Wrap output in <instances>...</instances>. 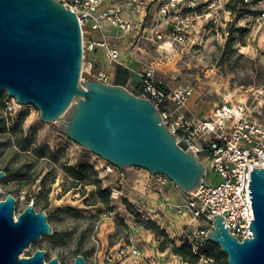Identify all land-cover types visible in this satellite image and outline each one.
<instances>
[{
    "label": "rangeland",
    "instance_id": "1",
    "mask_svg": "<svg viewBox=\"0 0 264 264\" xmlns=\"http://www.w3.org/2000/svg\"><path fill=\"white\" fill-rule=\"evenodd\" d=\"M168 1L105 0L120 5L134 27L122 31L105 26L93 35L119 51L112 59L102 46H95L91 57L86 55L94 71L138 94L140 73L152 65L158 80L193 86L187 105L197 117L205 116L215 101L231 98L264 120V21L255 18L264 0H197L195 11L188 0H176L170 14L175 10L177 17H155ZM181 20L187 21L182 44L169 35ZM138 23L147 28L153 23L161 38L139 39ZM150 34L147 29L145 35ZM38 115L33 104H19L0 91V170L6 172L0 179V200L13 195L14 216L33 203L46 213L52 229L20 255L43 249L45 261L57 257L60 264H73L75 255L82 254L86 264H107L119 246L134 243L142 256L122 264H223L220 246L206 238L213 227L203 217L179 210L185 192L171 180L145 170L154 182L144 192L121 181L116 171H97L91 163L99 156ZM212 175L209 171L206 178ZM188 247L198 250L197 258L188 255Z\"/></svg>",
    "mask_w": 264,
    "mask_h": 264
},
{
    "label": "water",
    "instance_id": "2",
    "mask_svg": "<svg viewBox=\"0 0 264 264\" xmlns=\"http://www.w3.org/2000/svg\"><path fill=\"white\" fill-rule=\"evenodd\" d=\"M82 34L76 13L58 0H0V91L19 104L31 103L39 118L119 169L139 167L162 174L184 192L192 191L204 164L176 142L147 97L121 84L80 79ZM58 120V121H57ZM5 172L0 170V179ZM251 236L238 240L222 215L206 238L220 246L227 264H264V168L250 170ZM15 198L0 200V264H60L45 251L20 255L51 234L46 213L28 203L14 216ZM73 264H86L76 254Z\"/></svg>",
    "mask_w": 264,
    "mask_h": 264
},
{
    "label": "built area",
    "instance_id": "3",
    "mask_svg": "<svg viewBox=\"0 0 264 264\" xmlns=\"http://www.w3.org/2000/svg\"><path fill=\"white\" fill-rule=\"evenodd\" d=\"M58 1L76 13L81 27L83 58L80 79L84 80V74L105 81L104 74L94 71L86 55L95 46H102L112 59L118 58L119 51L105 39L95 40L93 35L105 26L128 31L134 27L133 22L126 18L120 5L105 4V0ZM175 1L169 0L160 7V19L177 17L175 10L172 16L170 14ZM187 4L190 10H196L197 0H188ZM255 18L264 21V7ZM186 23L181 20L180 24L174 25L169 34L172 41L186 42ZM155 27H141L138 23L139 37H144L149 29L150 40L160 39L162 34ZM137 90L139 96L147 97L154 103L163 123L174 133L176 142L185 150H191L204 164L205 170L199 184L192 191L185 192L183 202L178 205L179 210L193 218L203 217L212 227L213 215L220 214L229 227V233L238 240L251 236L249 224L253 219V209L248 187L250 170L253 167L264 168V120L251 114L242 101L231 98L215 101L205 116L197 117L187 105L193 94V86L187 83L169 85L158 80L152 65L143 68ZM91 164L97 171L122 173L121 169L102 158ZM209 171L213 175L207 179ZM217 176L218 181H214ZM192 253L199 254L196 248L192 249ZM141 256L142 250L138 245H121L114 255L108 257L107 264H122L129 258Z\"/></svg>",
    "mask_w": 264,
    "mask_h": 264
},
{
    "label": "crops",
    "instance_id": "4",
    "mask_svg": "<svg viewBox=\"0 0 264 264\" xmlns=\"http://www.w3.org/2000/svg\"><path fill=\"white\" fill-rule=\"evenodd\" d=\"M158 15H159V13L156 12L155 17ZM141 20H142V17H141ZM150 26H153V23H151ZM157 27H158V24H157ZM141 38H142V40H145V41L156 42L154 40H150L149 36H146V35H144V37H139V39H141ZM93 52H94V50L89 51L87 53V56L91 57ZM129 168H131V169H123L121 175H117V177H119L121 181L131 183L132 187L135 188L136 190H139V191L146 192V191H149L150 189L153 188L152 184L154 182V179H153V177H150V175L149 176L146 175L145 172H147V171H145V169H143V168L139 169V167H133V166L129 167ZM134 168H137V169H134ZM137 200H138L137 198H134L133 202H137ZM140 202H141V200H140Z\"/></svg>",
    "mask_w": 264,
    "mask_h": 264
},
{
    "label": "trees",
    "instance_id": "5",
    "mask_svg": "<svg viewBox=\"0 0 264 264\" xmlns=\"http://www.w3.org/2000/svg\"><path fill=\"white\" fill-rule=\"evenodd\" d=\"M254 1V0H253ZM253 1H251V2H248V3H252ZM229 8H230V3H228V5H227ZM136 95H138V94H136ZM5 172V171H4ZM5 174H6V172H5ZM209 243H211L212 245H215V243H213V242H211V241H209ZM222 256H224L225 257V259H224V261H223V264H227V257L225 256V254L224 253H220ZM188 255L190 256V257H192V258H197V255H195V254H193L191 251H190V247H188ZM207 255L208 256H211V255H213V253H208L207 252ZM216 257H217V260L219 259V256H217L216 255Z\"/></svg>",
    "mask_w": 264,
    "mask_h": 264
},
{
    "label": "bare ground",
    "instance_id": "6",
    "mask_svg": "<svg viewBox=\"0 0 264 264\" xmlns=\"http://www.w3.org/2000/svg\"><path fill=\"white\" fill-rule=\"evenodd\" d=\"M15 218H16V216H15Z\"/></svg>",
    "mask_w": 264,
    "mask_h": 264
}]
</instances>
